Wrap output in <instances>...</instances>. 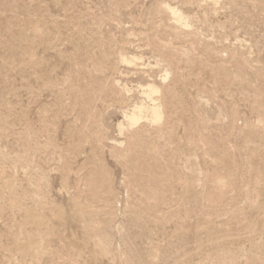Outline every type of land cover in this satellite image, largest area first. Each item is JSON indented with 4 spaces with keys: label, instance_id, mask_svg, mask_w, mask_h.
Returning a JSON list of instances; mask_svg holds the SVG:
<instances>
[{
    "label": "rangeland",
    "instance_id": "obj_1",
    "mask_svg": "<svg viewBox=\"0 0 264 264\" xmlns=\"http://www.w3.org/2000/svg\"><path fill=\"white\" fill-rule=\"evenodd\" d=\"M0 264H264V0H0Z\"/></svg>",
    "mask_w": 264,
    "mask_h": 264
},
{
    "label": "bare ground",
    "instance_id": "obj_2",
    "mask_svg": "<svg viewBox=\"0 0 264 264\" xmlns=\"http://www.w3.org/2000/svg\"><path fill=\"white\" fill-rule=\"evenodd\" d=\"M216 1V0H214ZM165 8L168 9L172 15H174L175 19L178 23L181 25H187V22H184V15L179 11L177 7L171 6L166 4ZM125 61H133L136 60V56L133 55L130 58L124 57ZM169 72L166 70L164 73V78H168ZM161 92V88L156 84H147L144 93L147 95V97L150 100V103H148L145 106H135L134 109L131 111V113H127V117H129L131 123L133 125H136L140 122V120L143 118L142 112L145 111L144 117L146 120L151 121V123H160L164 116V111L161 102L159 101V98H156V95H159Z\"/></svg>",
    "mask_w": 264,
    "mask_h": 264
}]
</instances>
